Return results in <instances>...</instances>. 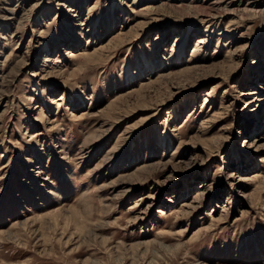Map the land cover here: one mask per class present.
<instances>
[{"label": "rangeland", "instance_id": "rangeland-1", "mask_svg": "<svg viewBox=\"0 0 264 264\" xmlns=\"http://www.w3.org/2000/svg\"><path fill=\"white\" fill-rule=\"evenodd\" d=\"M230 1L0 0V264H264V0Z\"/></svg>", "mask_w": 264, "mask_h": 264}, {"label": "bare ground", "instance_id": "bare-ground-1", "mask_svg": "<svg viewBox=\"0 0 264 264\" xmlns=\"http://www.w3.org/2000/svg\"><path fill=\"white\" fill-rule=\"evenodd\" d=\"M240 1V3H246V6H244V7H246V11H248L249 10V8L250 7H252L254 4H255V1L256 0H239ZM258 1V0H257ZM256 1V2H257ZM226 2V0H212V5H214V4H217V5H220L221 6V4H224ZM230 2H237V0H231ZM192 3V2H191ZM226 4V3H225ZM240 5V4H239ZM181 7V6H180ZM211 8V7H210ZM224 8V7H223ZM242 8V7H241ZM236 9H238V8H236ZM150 10H151V8H150ZM230 10V9H229ZM235 11V10H234ZM213 20V18H210V20L209 21H212ZM52 213V212H51ZM56 213H52L51 214V216H54ZM55 221H56V218H55ZM27 222H25L24 224H23V226H25V224H26ZM57 223H55V225H56ZM8 233H11L10 231L8 232ZM15 234V233H14ZM10 235V234H9ZM15 236V235H14Z\"/></svg>", "mask_w": 264, "mask_h": 264}]
</instances>
